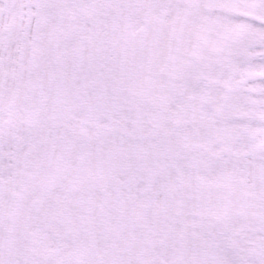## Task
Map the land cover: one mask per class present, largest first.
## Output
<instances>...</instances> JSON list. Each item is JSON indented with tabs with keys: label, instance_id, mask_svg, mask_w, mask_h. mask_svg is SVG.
<instances>
[{
	"label": "snow or ice",
	"instance_id": "6c2138e0",
	"mask_svg": "<svg viewBox=\"0 0 264 264\" xmlns=\"http://www.w3.org/2000/svg\"><path fill=\"white\" fill-rule=\"evenodd\" d=\"M0 264H264V0H0Z\"/></svg>",
	"mask_w": 264,
	"mask_h": 264
}]
</instances>
